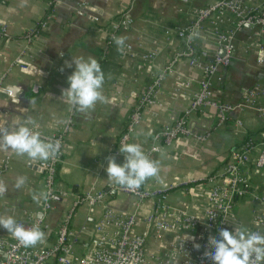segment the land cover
<instances>
[{
  "label": "crops",
  "instance_id": "obj_1",
  "mask_svg": "<svg viewBox=\"0 0 264 264\" xmlns=\"http://www.w3.org/2000/svg\"><path fill=\"white\" fill-rule=\"evenodd\" d=\"M80 1L60 0L52 8L51 0H0V24L6 26L10 37L0 38V129L10 131L30 117L38 125L35 130L42 135L51 137L60 133L62 136L57 181L59 189L67 191V195L43 219L45 230L49 231L48 243L54 241L62 216L90 190L109 192L106 205L116 212L136 210L138 227L135 230L143 232L144 218L150 214L152 202L112 193L110 189L117 184L108 179L107 162L109 158H114L117 164L124 162L117 143L133 107L158 71L184 49L176 31L192 21L195 9L215 0H190L187 4L176 0H85L82 15H78L73 8ZM124 11L129 12L133 24L117 33L116 38L124 39L118 49L115 39L109 38L107 23ZM31 31L36 33L28 42L25 36ZM126 45L132 47L130 53H125ZM234 51L231 64L218 73L212 88L214 99L229 105L240 103L244 90L264 84V63L258 62L264 55V43L253 38L248 27L237 35ZM18 57L24 68L13 66ZM80 57L95 58L104 73L101 89L104 100L85 112L77 111L62 95L75 67L67 65L72 58ZM175 70L191 79L190 91L177 85L175 74H166L154 102L145 107L141 123L129 142L141 145L148 158L157 162L158 174L148 178L140 188L167 194L168 220L172 222L175 209L203 217L210 190L207 179L245 136L257 135L264 129V122L256 112L237 110L220 126H211L205 141L177 139L158 153H151L155 135L176 119L188 105L191 94L199 88L202 76L199 70L190 68L184 59L175 65ZM259 104L263 105L262 100ZM214 121V111L204 109L191 118V127L202 133ZM235 121H240L242 126H235ZM4 156L10 157V164L0 185L5 189L0 198V216H12L16 222L30 215L41 217L44 191V174L38 166L41 160L0 148V157ZM19 177H24L25 183L17 189ZM253 178L256 185H264V173H255ZM102 210L78 206L73 212L72 228L84 224L91 229ZM243 210L239 215L246 221L248 215ZM199 230L200 227L193 234H183L176 226L161 240L148 235L147 254L152 256L151 260L170 255L178 238L190 239ZM1 232L8 240L15 238L3 228ZM90 248L84 237L76 251L85 254Z\"/></svg>",
  "mask_w": 264,
  "mask_h": 264
},
{
  "label": "built area",
  "instance_id": "obj_2",
  "mask_svg": "<svg viewBox=\"0 0 264 264\" xmlns=\"http://www.w3.org/2000/svg\"><path fill=\"white\" fill-rule=\"evenodd\" d=\"M176 1L184 4L190 2ZM59 2L60 0H51V7H57ZM85 4V0L80 1L73 11L82 15ZM192 14V21L176 31L184 49L176 53L170 62L158 71L152 83L138 98L118 139V153L122 144L130 142L141 123L145 107L154 102L166 74H175L177 85L185 91H190L191 79L183 77L175 70V65L182 59L190 68L202 73L201 80L198 81L199 88L191 94L188 105L180 111L176 119L170 125L163 126L155 135L151 153H158L162 147H169L177 139L195 138L205 141L211 126H220L231 112L237 110H252L264 122V84L258 83L244 90L241 102L237 105L219 102L212 94L213 80L222 69L231 64L236 37L244 27L251 30L253 38L264 43V0H215L195 9ZM132 24L128 11L120 13L107 23L110 40L116 39L119 31ZM35 33H27L25 40L30 42ZM0 38H10L3 24H0ZM124 49L125 53L132 51L130 45H126ZM148 58H152V55ZM258 62L264 63V55L259 57ZM13 66L24 68L20 57L13 61ZM260 100L263 105L259 104ZM204 109L214 111L215 121L209 123L205 131L197 133L191 127V118L196 113H202ZM235 126L241 127L242 123L235 121ZM41 139L45 142L59 141L61 149L60 133L51 137L41 134ZM58 163L57 155L38 164L44 174L42 216L30 215L17 221L26 229L37 225L44 233V240L35 246L24 247L16 238L6 239L0 228V264H155V261L156 264H211L208 256L212 249L208 241L219 238L221 229L234 231L237 226L264 234V185H256L253 181L255 173H264V129L240 143L223 165L207 179L210 190L202 218L184 209H175L172 222L168 220L170 207L166 203V193L143 191L141 188L129 190L119 185L112 187V193H123L135 196L141 201L152 202L150 214L144 218L145 229L141 233L135 230L138 227L136 210L129 213L116 212L106 205L109 192L90 190L81 195L62 216L55 231L54 241L48 243L49 231L45 230L43 219L53 210L55 203L67 195V191L59 189ZM9 164V156L0 157V185ZM3 195V192H0V198ZM81 205L103 209L91 229L84 224L77 229L71 226L73 212ZM241 209L246 210V221L240 218ZM176 226L183 234H193L198 227L200 230L197 234L190 235V239L178 238L170 255L154 257L151 260L152 256L147 254L148 235H152L154 240H161L166 232ZM84 237L88 239L91 248L87 253L79 254L76 248Z\"/></svg>",
  "mask_w": 264,
  "mask_h": 264
},
{
  "label": "clouds",
  "instance_id": "obj_3",
  "mask_svg": "<svg viewBox=\"0 0 264 264\" xmlns=\"http://www.w3.org/2000/svg\"><path fill=\"white\" fill-rule=\"evenodd\" d=\"M115 44L120 49L124 39L118 37ZM74 65L72 74L67 78L68 87L62 95L69 105L79 112H85L94 107L98 101H103L102 86L104 73L99 62L92 57L72 58ZM38 127L30 117L24 123L13 127L10 131L0 129V148L10 149L20 156L33 160L47 161L60 153V142H45ZM119 152L124 155V162L117 164L114 158H109L105 169L108 179L129 190L139 189L144 182L158 174L157 162L148 158L141 145L136 143L122 144ZM25 183L24 177L16 180L15 187L19 189ZM5 189L0 186V192ZM0 228L11 233L24 247L35 246L44 240V233L37 225L26 229L18 224L14 217H0ZM219 238L209 239L212 249L208 259L211 264H264V234L247 228L235 227L234 231L221 229ZM197 247H199L197 245Z\"/></svg>",
  "mask_w": 264,
  "mask_h": 264
},
{
  "label": "trees",
  "instance_id": "obj_4",
  "mask_svg": "<svg viewBox=\"0 0 264 264\" xmlns=\"http://www.w3.org/2000/svg\"><path fill=\"white\" fill-rule=\"evenodd\" d=\"M249 137H250V135L245 136V137L243 138L242 142H245V141L247 140V138H249ZM242 142H241V143H242Z\"/></svg>",
  "mask_w": 264,
  "mask_h": 264
},
{
  "label": "water",
  "instance_id": "obj_5",
  "mask_svg": "<svg viewBox=\"0 0 264 264\" xmlns=\"http://www.w3.org/2000/svg\"><path fill=\"white\" fill-rule=\"evenodd\" d=\"M220 54H222V52ZM11 96L14 97V91H11Z\"/></svg>",
  "mask_w": 264,
  "mask_h": 264
}]
</instances>
